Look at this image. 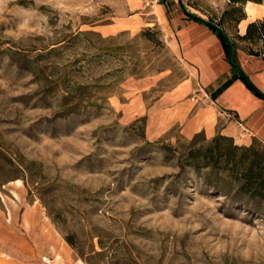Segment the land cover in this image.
Listing matches in <instances>:
<instances>
[{
	"label": "rangeland",
	"instance_id": "1",
	"mask_svg": "<svg viewBox=\"0 0 264 264\" xmlns=\"http://www.w3.org/2000/svg\"><path fill=\"white\" fill-rule=\"evenodd\" d=\"M180 13L213 17L234 54L264 62V26L241 37L233 0H0V256L264 264V195L161 147L196 134L166 112L196 81Z\"/></svg>",
	"mask_w": 264,
	"mask_h": 264
},
{
	"label": "crops",
	"instance_id": "2",
	"mask_svg": "<svg viewBox=\"0 0 264 264\" xmlns=\"http://www.w3.org/2000/svg\"><path fill=\"white\" fill-rule=\"evenodd\" d=\"M233 2L242 8V16L236 22L240 34L248 22L264 17V0ZM169 20L175 23L183 56L196 73L195 82L185 80L173 90V99L167 107L166 112L171 113V121L179 124L180 133L189 138L200 131L206 137L221 132L238 143L253 139L264 143V98L255 95L239 78L218 34L205 23L187 19L182 13ZM234 56L253 84L264 93V62L247 55L233 53ZM0 264L17 263L0 256Z\"/></svg>",
	"mask_w": 264,
	"mask_h": 264
},
{
	"label": "trees",
	"instance_id": "3",
	"mask_svg": "<svg viewBox=\"0 0 264 264\" xmlns=\"http://www.w3.org/2000/svg\"><path fill=\"white\" fill-rule=\"evenodd\" d=\"M189 15L194 20L205 23L218 34L227 58L238 71L239 78L255 95L264 98V93L253 84L239 62L234 60V43L219 23L213 17L206 20L192 13ZM263 26L264 17L250 21L246 25L245 31L239 35L250 38L258 28L261 29ZM262 59L264 60V53ZM140 119L143 120V118ZM196 136L197 133L191 139L177 146L164 144L161 147L167 152L178 153L177 161L181 168L191 167L201 170L211 167L228 171L238 181L241 189L252 194L264 195V147L259 148L254 143L236 144L231 136L221 133H217L209 139L204 137L202 139L204 142H198Z\"/></svg>",
	"mask_w": 264,
	"mask_h": 264
},
{
	"label": "bare ground",
	"instance_id": "4",
	"mask_svg": "<svg viewBox=\"0 0 264 264\" xmlns=\"http://www.w3.org/2000/svg\"><path fill=\"white\" fill-rule=\"evenodd\" d=\"M46 259V258H45Z\"/></svg>",
	"mask_w": 264,
	"mask_h": 264
}]
</instances>
